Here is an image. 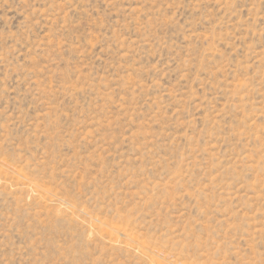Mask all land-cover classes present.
Returning a JSON list of instances; mask_svg holds the SVG:
<instances>
[{"label":"rangeland","instance_id":"1","mask_svg":"<svg viewBox=\"0 0 264 264\" xmlns=\"http://www.w3.org/2000/svg\"><path fill=\"white\" fill-rule=\"evenodd\" d=\"M0 264H264V0H0Z\"/></svg>","mask_w":264,"mask_h":264},{"label":"bare ground","instance_id":"2","mask_svg":"<svg viewBox=\"0 0 264 264\" xmlns=\"http://www.w3.org/2000/svg\"><path fill=\"white\" fill-rule=\"evenodd\" d=\"M134 248H136V247H134ZM138 251V250H137ZM142 251V250H141Z\"/></svg>","mask_w":264,"mask_h":264}]
</instances>
